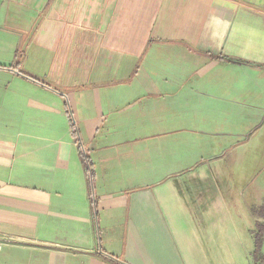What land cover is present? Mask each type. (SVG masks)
<instances>
[{"label": "crops", "instance_id": "obj_1", "mask_svg": "<svg viewBox=\"0 0 264 264\" xmlns=\"http://www.w3.org/2000/svg\"><path fill=\"white\" fill-rule=\"evenodd\" d=\"M247 185L264 0H0V264H205L189 218Z\"/></svg>", "mask_w": 264, "mask_h": 264}, {"label": "rangeland", "instance_id": "obj_2", "mask_svg": "<svg viewBox=\"0 0 264 264\" xmlns=\"http://www.w3.org/2000/svg\"><path fill=\"white\" fill-rule=\"evenodd\" d=\"M245 151L247 152V150L241 152ZM240 157L241 162L244 163L247 154ZM251 191L250 185L241 187L239 202L233 199L231 203L226 204L227 210L211 211L204 217V223H198L197 219L189 218L188 244H193L192 251L199 252L205 264H262L264 234H252V230L257 231L252 219L255 215L252 214L251 208L249 212L243 203ZM194 192L201 195L197 189H194ZM233 206H236V209ZM256 235L262 239L258 256L254 255L253 237Z\"/></svg>", "mask_w": 264, "mask_h": 264}, {"label": "trees", "instance_id": "obj_3", "mask_svg": "<svg viewBox=\"0 0 264 264\" xmlns=\"http://www.w3.org/2000/svg\"><path fill=\"white\" fill-rule=\"evenodd\" d=\"M85 163V169H86V176H87V181H88V185L91 190V183H92V172H91V169H90V164L89 162H86V161H83ZM251 212L252 214H254L257 218L258 221H255L254 222V226L257 228V231L254 232L252 230V234H258V233H261L264 234V201L262 203V205L257 209V208H252L251 209ZM253 243H254V249H255V252H254V255L255 256H258L259 254V250H260V247H261V244H262V239H259L257 237V235L255 237H253ZM252 256V255H251ZM262 264H264V256H263V261H261Z\"/></svg>", "mask_w": 264, "mask_h": 264}]
</instances>
